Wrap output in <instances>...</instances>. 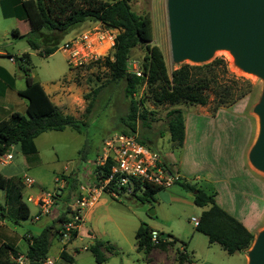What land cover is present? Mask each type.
<instances>
[{
    "label": "rangeland",
    "instance_id": "1",
    "mask_svg": "<svg viewBox=\"0 0 264 264\" xmlns=\"http://www.w3.org/2000/svg\"><path fill=\"white\" fill-rule=\"evenodd\" d=\"M130 3L137 13L151 17L153 43L162 50L169 72L182 63L199 64L189 59L174 61L171 53L167 0H131ZM18 5V0H0V52L5 53L0 55V81L1 83L6 81L7 88H10L4 96H0L2 102L3 100L6 102L5 109H7L1 111L0 118L9 116L10 110L26 114V99L17 93V89L26 87V76L19 61L13 62L9 55L15 57L29 52L30 74L33 79L47 88L62 87L63 109L87 122L82 133L70 127L62 131L50 130L41 133L34 140L37 147L36 154H24L20 145L15 144L9 150L13 158L6 164L0 163V172L4 176L20 178L22 182L27 176L35 180L31 187L26 186L24 182L22 184V199L29 206L31 216L16 224L12 221L11 215L7 213L6 217L0 215V223L4 221V225L0 224V241L8 235L7 240L25 252L27 248L25 236L28 232L39 234L49 225L55 228L60 227L57 218L53 224L47 217L34 219L38 207L34 202H29L27 196L37 195L40 190H43L55 192L56 200H58V193H61L59 190L63 182H56L57 176L67 183V180L75 175L84 187L93 183L94 175H89L90 181L83 177L84 168H93L94 162L102 153L106 138L121 132L126 127L122 118L126 117L129 111L130 98L125 96L124 82L110 80V71L104 63L91 60L78 66H70L68 53L62 48L64 43L73 38L76 33L93 27L105 31L108 28L94 21L81 24L64 35L58 50L53 54L41 55L30 48L26 39H19L12 35L14 29L25 33L40 25V18L36 12L37 17L29 20H20L15 17L14 13ZM5 10L8 16H5ZM108 30V36L118 33L115 29ZM43 31L46 32V30ZM104 45V47H97V51L103 53L100 57L112 54L113 46L106 51V47L111 45L110 38L105 39ZM145 54L144 46L133 48L130 53V62H142ZM216 57H224L231 73L244 76L253 83L254 88L246 96V100L238 105L218 109L219 111L213 113L214 102L206 106L184 103L175 105L165 103L155 106L151 100L144 99L143 106L151 111L148 116L150 126L142 125L139 120L136 135L177 166L182 161L184 163L189 156L199 160L201 166L205 168L204 172L209 175L212 161H214L222 173L221 176L227 182L230 181L225 187H221L222 198L228 199L229 183H231L236 189L235 197L241 202H246L248 198L258 196L262 189L259 181L248 168L242 167L241 156L253 139L257 125L259 129V115L254 108L261 100L264 80L255 73L237 68L224 49L217 50L210 61ZM136 97L143 98L142 89ZM213 97L214 94L210 91V99ZM87 106L91 107L89 112H86ZM175 108H180L184 112L186 124L189 127V140L186 145L171 149L167 121L168 112ZM227 141H230V144H226ZM225 153H228L233 161L226 171L223 156ZM188 181L197 182L194 177H190ZM78 185L66 186L59 206H65L66 198L67 201H71L74 194H78L75 192ZM79 189L85 192L81 189V185ZM5 197L6 190L0 188V202L3 204ZM206 208L196 205L194 194L179 184L158 190L153 196L139 193L137 197H132L126 193H120L115 197L109 192H103L96 205L83 209L86 215L81 235L72 241L66 238L60 239V235L52 237L48 256L56 264H180L177 259V250H180L190 256L193 255L196 264H248L249 250L258 234L244 252L229 254L219 244H211L205 234L196 230L197 223L193 221V218L199 219ZM141 223L156 228L164 234L171 233L178 239L173 247L154 250V257L151 259L155 263H147L144 260L145 254L137 250L135 233ZM54 232L55 229H53ZM96 240H108L118 248V252L112 254L107 262L97 263L89 250V246ZM63 248L74 256V262L69 263L61 259L60 251ZM25 264L30 263L27 260Z\"/></svg>",
    "mask_w": 264,
    "mask_h": 264
},
{
    "label": "trees",
    "instance_id": "2",
    "mask_svg": "<svg viewBox=\"0 0 264 264\" xmlns=\"http://www.w3.org/2000/svg\"><path fill=\"white\" fill-rule=\"evenodd\" d=\"M131 0H18L19 5L14 13L20 20H29L37 14L40 25L28 32L21 33L18 29L12 35L26 39L32 50L41 55L49 56L59 48L61 39L86 21L99 22L105 28L118 30L115 35L112 54L100 57L97 63H104L110 71L112 82H124L125 96L130 98L129 111L123 117L125 128L122 133L137 132L139 120L149 127V111L143 106L144 99H149L155 106L161 104H190L206 106L214 102L215 113L221 107L235 104L252 92L253 83L244 76H237L228 69L224 57L201 63H182L169 72L164 54L160 47L153 43L152 20L148 15H142L133 10ZM5 6V4H3ZM37 14H36V13ZM5 16L9 14L4 11ZM34 15V16H33ZM37 17V16H36ZM46 30V33L45 31ZM144 46L146 54L142 62L137 61L142 72L141 76L129 70L130 53L133 48ZM14 61H19L26 76L27 85L17 91L18 95L27 101L26 114L14 111L7 119L0 122V155L9 152L10 147L19 144L24 154H36L35 138L45 131H62L67 127L83 132L87 122L73 115L66 114L55 104L45 91L42 84L35 81L30 74L31 56L25 52L20 56L9 55ZM8 74V73H7ZM12 87V85H11ZM142 89L143 98L136 95ZM95 91V89H94ZM210 91L214 97L210 99ZM87 106L86 112H89ZM168 132L171 149L183 146L185 139V115L182 109L175 108L168 112ZM140 142L149 146L144 139ZM167 162V161H166ZM168 164V163H167ZM111 161L104 168H94V172L102 176V170L108 171ZM169 169L170 166H169ZM172 170V169H171ZM21 181V182H20ZM22 179L6 177L0 172V188L6 190L5 203L0 202V215L6 213L12 216L14 223L28 219L31 210L22 199ZM176 184L194 194V202L201 207H207L200 215L196 230L205 234L209 242L219 244L227 253L244 252L248 249L255 235L237 218L222 208L215 200V194L197 187L187 179ZM140 188V187H138ZM164 188L146 185L141 194L153 196ZM80 195V193H78ZM137 191L132 197H137ZM69 221L68 211L61 213L58 219L60 227L47 226L39 234L26 235L27 248L25 252L13 244L4 242L0 245V264H18L16 258L24 254L30 264H43L48 257L52 237L62 236V224ZM53 229L55 232L53 233ZM155 230L141 223L135 233L137 250L145 254L144 260L152 262L151 253L156 249L173 247L178 239L173 234L160 232L159 242H152V231ZM78 235V229L72 230L70 240ZM183 245L186 244L183 242ZM89 250L97 263L107 261L105 251L115 254L118 248L108 240H96ZM180 264L191 263V256L177 250ZM62 260L74 262V257L63 248L60 252Z\"/></svg>",
    "mask_w": 264,
    "mask_h": 264
},
{
    "label": "water",
    "instance_id": "3",
    "mask_svg": "<svg viewBox=\"0 0 264 264\" xmlns=\"http://www.w3.org/2000/svg\"><path fill=\"white\" fill-rule=\"evenodd\" d=\"M174 61H210L229 50L243 71L264 80V0H167ZM254 111L259 132L249 159L264 172V90ZM248 264H264V229L249 250Z\"/></svg>",
    "mask_w": 264,
    "mask_h": 264
},
{
    "label": "built area",
    "instance_id": "4",
    "mask_svg": "<svg viewBox=\"0 0 264 264\" xmlns=\"http://www.w3.org/2000/svg\"><path fill=\"white\" fill-rule=\"evenodd\" d=\"M108 32V29L105 31L93 27L76 33L73 38L66 41L62 48L68 53L69 65L78 66L99 59L103 53L98 52L97 47H104L107 37L111 39V45L106 47V51L114 44L115 35L108 36ZM10 59L14 61V58ZM129 70L138 76L142 75L137 61H129ZM12 158V153L7 152L0 155V163L6 164ZM108 161H111L108 171L102 170V176L98 173L96 175L94 168H104ZM92 173L95 178L94 182L88 187L81 185V189L85 192L80 191V195L74 194L68 204L69 221L62 224L60 239H71L72 230L78 229L83 221V209L94 206L103 192H109L115 197L120 193L132 196L136 191L138 194L142 193L146 185L167 188L183 179L177 171L169 169V165L161 153L140 142L136 133L126 134L122 132L114 133L106 138L102 153L94 162ZM55 181L64 182L59 176L55 178ZM23 182L26 186L31 187L35 180L27 176ZM27 200L34 202L38 207L34 219H40L41 216L49 215L52 212L56 202V193L40 190L37 195H28ZM198 220L193 218L196 223ZM159 237V231L153 230L152 242L158 243ZM15 260L18 264H25L28 259L24 254H21ZM43 264L56 263L48 256Z\"/></svg>",
    "mask_w": 264,
    "mask_h": 264
},
{
    "label": "crops",
    "instance_id": "5",
    "mask_svg": "<svg viewBox=\"0 0 264 264\" xmlns=\"http://www.w3.org/2000/svg\"><path fill=\"white\" fill-rule=\"evenodd\" d=\"M86 22H92V21H86ZM4 54H5L4 52H0V55H4ZM5 82L1 83V81H0V96H4L8 92V90H10V88L9 89L7 88V83H5ZM42 86L44 87L45 91L49 95L50 99L55 104H57L63 110L64 113L75 116L74 114L66 111V109H63V107H62L61 102L63 101V97H64L62 92H61L62 87L59 88L56 86V87L47 88L43 84H42ZM20 89H23V88H20ZM20 89H17V91ZM246 98L247 97L242 98L241 100L237 101L233 105H238L239 103L246 100ZM1 99L2 98H0V113H2L3 110H7V109H5V103L6 102H4V100L2 102ZM26 104H27V101H26ZM26 107H27V105H26ZM221 108H225V107H221ZM221 108H219V110ZM14 111H17V110H10L8 115L10 116ZM9 116L1 117L0 122L4 119H7ZM225 126H230V125H225ZM236 127H237V125H236ZM233 128H234V126H233ZM258 132H259V129H258V125H257L253 139L249 142L248 148L244 152H242L241 163H242V167H247L249 172H251L255 176V179L257 181H259L262 189H261L260 194L258 196L256 195L255 197H250L246 200V202L242 201L243 203L235 197L236 189H235L234 184H231V183H229L230 193L227 196L228 199L222 198V196L220 194L221 187H225L226 183H228L230 181L227 182V180L221 176L222 173L218 170V166L214 164V161H212V166L210 167L209 175H206L207 172H204L205 171L204 166L203 165L201 166L200 161L196 160L195 158H191L188 156L187 159H185V162H186V163L184 162L185 164L183 163V161L180 162V164L178 165L180 168L176 164H173V162H171L170 160H167L165 158V160L167 161L170 168L174 171H177L182 176L183 179L185 178V179L189 180L190 177H194L197 180V182L195 183L197 187H200L209 193H214L216 202L222 208H224L227 212H229L235 218L240 220L254 235L259 234V232L264 228V206H263V204H264V172L255 168L249 159V153H250V150H251L253 144L255 143ZM188 140H189V127L186 124V120H185V139H184L183 145H186ZM226 144H230V141H227ZM223 156L225 157L226 166H224V168L226 171L229 168V166H231L230 164L233 163V161L231 160L230 155L228 153L223 154ZM84 169H85V171L87 170V172L84 171V173L82 175L84 178H87L90 181L89 175H93L92 168L85 167ZM6 177H8V176H6ZM78 183H79V178L75 175H72V177L69 178V180H67V183H65V181H64L63 184H61V186H60L59 192H61V193H58L59 198H58V200H56L51 214L41 216V218L47 217L51 221L52 224L55 222V220L59 219V217L61 216V213L64 211H67V207H68V204L70 202V201H67V198H66V200L64 202L65 206H59V201H61V199L63 197L64 189L66 188V186L78 185ZM79 185H82V184L79 183ZM79 185L76 187V191H75L76 193H80ZM98 202H99V200L97 201V203ZM85 215L86 214H84V213L82 214L83 221L78 228L77 237H79L81 235V230H82V226L84 223ZM0 224L4 225V221L2 220ZM153 229H156V228H153ZM27 234L30 235L31 232H28ZM89 236L93 237L92 234H89ZM8 237H9L8 235L5 236L0 241V245L4 242H7V243L14 245L13 242H11L10 240H7ZM10 239L12 240V238H10ZM14 240H15V238H14ZM105 254L107 255V258H108L107 261H108L109 257L112 255V253L105 251ZM153 255H154V251L151 253L150 256L153 258L154 257ZM191 258H192V262L187 263V264H196L195 258L193 255L191 256ZM152 262L155 263L154 260Z\"/></svg>",
    "mask_w": 264,
    "mask_h": 264
},
{
    "label": "bare ground",
    "instance_id": "6",
    "mask_svg": "<svg viewBox=\"0 0 264 264\" xmlns=\"http://www.w3.org/2000/svg\"><path fill=\"white\" fill-rule=\"evenodd\" d=\"M224 51L226 52L228 58L237 66V68L241 69V67L236 62V60H235L234 56L232 55V53L231 52H228L227 49H224Z\"/></svg>",
    "mask_w": 264,
    "mask_h": 264
}]
</instances>
